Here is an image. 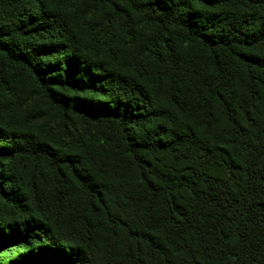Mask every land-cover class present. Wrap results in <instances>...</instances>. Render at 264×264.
Instances as JSON below:
<instances>
[{
    "label": "trees",
    "instance_id": "16d2710c",
    "mask_svg": "<svg viewBox=\"0 0 264 264\" xmlns=\"http://www.w3.org/2000/svg\"><path fill=\"white\" fill-rule=\"evenodd\" d=\"M140 13L138 53L89 17ZM93 126L72 148L0 99V264H264V0H0V94Z\"/></svg>",
    "mask_w": 264,
    "mask_h": 264
},
{
    "label": "rangeland",
    "instance_id": "374dc122",
    "mask_svg": "<svg viewBox=\"0 0 264 264\" xmlns=\"http://www.w3.org/2000/svg\"><path fill=\"white\" fill-rule=\"evenodd\" d=\"M91 26L104 39L103 51L117 54L119 61L123 55L138 53L143 41L152 36V27L140 13L129 12L123 20L108 21L101 14L89 17ZM9 101L10 111L18 129L46 140L51 146L72 148L79 139L91 136L93 126L78 117L61 119L47 109V105L26 86L22 90L12 88L1 92L0 99Z\"/></svg>",
    "mask_w": 264,
    "mask_h": 264
}]
</instances>
